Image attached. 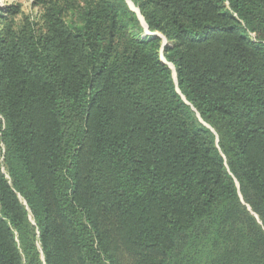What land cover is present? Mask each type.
<instances>
[{
  "label": "trees",
  "instance_id": "obj_1",
  "mask_svg": "<svg viewBox=\"0 0 264 264\" xmlns=\"http://www.w3.org/2000/svg\"><path fill=\"white\" fill-rule=\"evenodd\" d=\"M36 1L0 7V264H264V0H132L143 37Z\"/></svg>",
  "mask_w": 264,
  "mask_h": 264
},
{
  "label": "rangeland",
  "instance_id": "obj_2",
  "mask_svg": "<svg viewBox=\"0 0 264 264\" xmlns=\"http://www.w3.org/2000/svg\"><path fill=\"white\" fill-rule=\"evenodd\" d=\"M80 1L81 0H67V2H64L63 0H59L60 3L65 4L64 6H66V4H67L68 7H70L71 3H74V5H75V4L79 3ZM12 3L20 5L21 13L15 17L17 22H19V20L22 18L23 15H29L31 17H36L39 15V13L41 11V5L39 3H37L36 0H0V7H5V6H8ZM68 18H69V20L72 19L71 16H68ZM149 34L158 35L155 32L152 33L149 31L147 34H145V32L143 31L141 36L143 37V36L149 35Z\"/></svg>",
  "mask_w": 264,
  "mask_h": 264
},
{
  "label": "water",
  "instance_id": "obj_3",
  "mask_svg": "<svg viewBox=\"0 0 264 264\" xmlns=\"http://www.w3.org/2000/svg\"><path fill=\"white\" fill-rule=\"evenodd\" d=\"M125 2L127 3L129 9L136 14L137 18L141 22L142 27L144 28L145 34H147L148 33V26L146 25L143 17L141 16L139 9L137 7H135V5L132 2V0H125ZM163 41H164V44H165L166 43L165 42V39H163ZM161 60H162L163 63L167 64L168 67L171 69L172 74H173L174 82L177 85V79H176V74H175L174 66L172 64L166 62V60L163 58V56H161Z\"/></svg>",
  "mask_w": 264,
  "mask_h": 264
}]
</instances>
